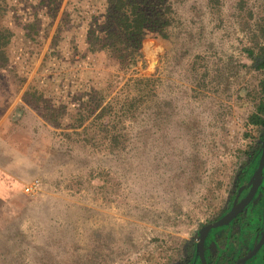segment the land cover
<instances>
[{"label":"rangeland","instance_id":"374dc122","mask_svg":"<svg viewBox=\"0 0 264 264\" xmlns=\"http://www.w3.org/2000/svg\"><path fill=\"white\" fill-rule=\"evenodd\" d=\"M173 1L127 67L90 46L105 0H0V264H181L229 203L264 136V0Z\"/></svg>","mask_w":264,"mask_h":264},{"label":"flooded vegetation","instance_id":"af4514ba","mask_svg":"<svg viewBox=\"0 0 264 264\" xmlns=\"http://www.w3.org/2000/svg\"><path fill=\"white\" fill-rule=\"evenodd\" d=\"M261 130L264 135V126H261ZM263 152L264 136L263 140L251 149L245 160L246 168L237 172L235 178L238 179V183L232 190L229 203L221 211V214L208 220L197 229L196 241L189 248L185 260L181 264H203L199 254L203 227L236 212L253 190L252 197L248 203L243 205L239 213L227 223L212 227L207 232L203 251L207 264H264V243L255 255L242 261L252 252L264 235Z\"/></svg>","mask_w":264,"mask_h":264},{"label":"trees","instance_id":"16d2710c","mask_svg":"<svg viewBox=\"0 0 264 264\" xmlns=\"http://www.w3.org/2000/svg\"><path fill=\"white\" fill-rule=\"evenodd\" d=\"M174 3L173 0H105L103 11L99 15L104 20L101 23L97 21V28L90 32V46L92 49L104 50L122 65H137L144 57L142 46L149 32L156 33L161 39L170 37L168 29L174 21ZM98 29L99 34L96 33ZM5 32L8 33V28H0L2 63H6L8 59ZM149 80L146 77L137 79L143 87ZM140 89L141 87L139 92ZM133 98L138 99L136 96ZM250 121L254 125L264 126V102L257 106Z\"/></svg>","mask_w":264,"mask_h":264},{"label":"water","instance_id":"95a60500","mask_svg":"<svg viewBox=\"0 0 264 264\" xmlns=\"http://www.w3.org/2000/svg\"><path fill=\"white\" fill-rule=\"evenodd\" d=\"M262 161L264 162V152H263ZM261 168H262V166H261ZM258 181L261 182L260 180H258ZM256 189H257V187H256ZM253 191H252L251 194H249V197L245 200V202H244L243 205H245L246 203H248V200L253 195ZM243 205L236 212H234V213L232 212L229 215H227V216H225V217H223V218H221V219H219V220H217V221H215L213 223H210V224H208V225H206V226L203 227V229L201 231V241H200V244H199V254H200V258H201V261H202L203 264H207V261H206V258H205V254H204V251H203V246H204L203 244H204V241H205L207 232L212 227H216V226H219V225H223V224L227 223L228 221H230L232 219V217H234L237 213H239L241 211ZM263 243H264V235H263L262 239L259 241V243L253 248L252 252L248 256H246L245 258H243L242 261H246L247 259L251 258L253 255H255L256 252H258V250L261 248V246H262Z\"/></svg>","mask_w":264,"mask_h":264},{"label":"built area","instance_id":"2783aa9c","mask_svg":"<svg viewBox=\"0 0 264 264\" xmlns=\"http://www.w3.org/2000/svg\"><path fill=\"white\" fill-rule=\"evenodd\" d=\"M41 187H42L41 180L35 178L29 184H27L24 189L29 194H36L39 193Z\"/></svg>","mask_w":264,"mask_h":264},{"label":"crops","instance_id":"0c3cea01","mask_svg":"<svg viewBox=\"0 0 264 264\" xmlns=\"http://www.w3.org/2000/svg\"><path fill=\"white\" fill-rule=\"evenodd\" d=\"M2 186H3V184L0 183V195H3V193H4V191H5V190L2 189Z\"/></svg>","mask_w":264,"mask_h":264}]
</instances>
